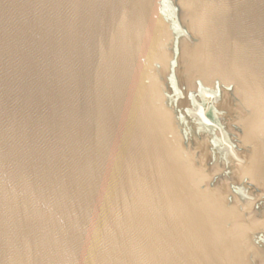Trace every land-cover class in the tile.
<instances>
[{"label": "water", "instance_id": "water-1", "mask_svg": "<svg viewBox=\"0 0 264 264\" xmlns=\"http://www.w3.org/2000/svg\"><path fill=\"white\" fill-rule=\"evenodd\" d=\"M0 264H264V0H0Z\"/></svg>", "mask_w": 264, "mask_h": 264}, {"label": "flooded vegetation", "instance_id": "flooded-vegetation-1", "mask_svg": "<svg viewBox=\"0 0 264 264\" xmlns=\"http://www.w3.org/2000/svg\"><path fill=\"white\" fill-rule=\"evenodd\" d=\"M213 117V115H211Z\"/></svg>", "mask_w": 264, "mask_h": 264}]
</instances>
